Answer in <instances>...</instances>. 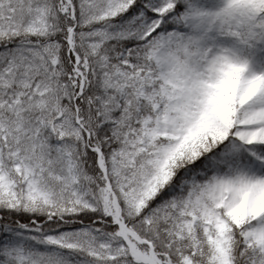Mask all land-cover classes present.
<instances>
[{
    "label": "snow or ice",
    "instance_id": "1",
    "mask_svg": "<svg viewBox=\"0 0 264 264\" xmlns=\"http://www.w3.org/2000/svg\"><path fill=\"white\" fill-rule=\"evenodd\" d=\"M0 264H264V0H0Z\"/></svg>",
    "mask_w": 264,
    "mask_h": 264
}]
</instances>
